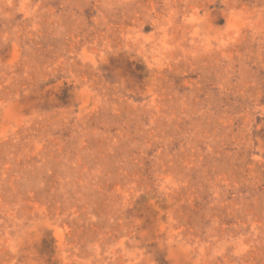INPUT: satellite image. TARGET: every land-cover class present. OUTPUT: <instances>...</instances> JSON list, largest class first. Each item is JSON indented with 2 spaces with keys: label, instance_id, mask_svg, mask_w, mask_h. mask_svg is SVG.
<instances>
[{
  "label": "rangeland",
  "instance_id": "1",
  "mask_svg": "<svg viewBox=\"0 0 264 264\" xmlns=\"http://www.w3.org/2000/svg\"><path fill=\"white\" fill-rule=\"evenodd\" d=\"M0 264H264V0H0Z\"/></svg>",
  "mask_w": 264,
  "mask_h": 264
}]
</instances>
